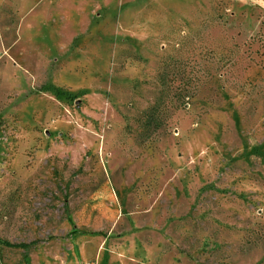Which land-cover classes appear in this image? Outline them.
Returning <instances> with one entry per match:
<instances>
[{
	"label": "rangeland",
	"instance_id": "374dc122",
	"mask_svg": "<svg viewBox=\"0 0 264 264\" xmlns=\"http://www.w3.org/2000/svg\"><path fill=\"white\" fill-rule=\"evenodd\" d=\"M264 264V0H0V264Z\"/></svg>",
	"mask_w": 264,
	"mask_h": 264
},
{
	"label": "built area",
	"instance_id": "2783aa9c",
	"mask_svg": "<svg viewBox=\"0 0 264 264\" xmlns=\"http://www.w3.org/2000/svg\"><path fill=\"white\" fill-rule=\"evenodd\" d=\"M90 264V263H89Z\"/></svg>",
	"mask_w": 264,
	"mask_h": 264
}]
</instances>
